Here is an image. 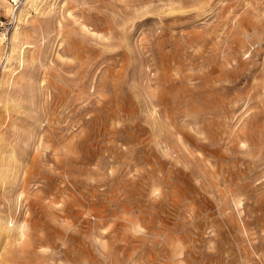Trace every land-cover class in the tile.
I'll use <instances>...</instances> for the list:
<instances>
[{
    "label": "rangeland",
    "instance_id": "rangeland-1",
    "mask_svg": "<svg viewBox=\"0 0 264 264\" xmlns=\"http://www.w3.org/2000/svg\"><path fill=\"white\" fill-rule=\"evenodd\" d=\"M26 2L0 264H264V0Z\"/></svg>",
    "mask_w": 264,
    "mask_h": 264
},
{
    "label": "bare ground",
    "instance_id": "bare-ground-1",
    "mask_svg": "<svg viewBox=\"0 0 264 264\" xmlns=\"http://www.w3.org/2000/svg\"><path fill=\"white\" fill-rule=\"evenodd\" d=\"M38 0H29V2L26 4V7H29V4L30 3H33L35 4V2H37ZM35 7V6H34ZM0 9H3L5 13L13 16L14 15V19H15V22L18 21L17 25L19 24H22L20 25V27H16L14 32L12 33L11 35V42H12V46H11V53L13 54L15 52V50L19 47V44H20V41H21V37L23 36V32H24V28H22V26L24 25V22H25V19H26V16L28 15V13H24V14H21V18L17 19V12H15L14 14V11L13 9L9 8L8 7V2L6 0H0ZM33 9V8H32ZM33 11H36V9H34ZM38 14V13H37ZM22 19V22L21 21ZM12 57V56H11ZM134 229V228H133ZM1 231V229H0ZM19 232V236L23 238L24 236V231H25V226H22L21 228H19L18 230ZM1 233V232H0ZM17 233V232H16ZM17 233V234H18ZM19 246V245H18ZM15 249V248H14Z\"/></svg>",
    "mask_w": 264,
    "mask_h": 264
},
{
    "label": "built area",
    "instance_id": "built-area-1",
    "mask_svg": "<svg viewBox=\"0 0 264 264\" xmlns=\"http://www.w3.org/2000/svg\"><path fill=\"white\" fill-rule=\"evenodd\" d=\"M9 1L14 11L17 10L22 5V3H24V0H9Z\"/></svg>",
    "mask_w": 264,
    "mask_h": 264
}]
</instances>
